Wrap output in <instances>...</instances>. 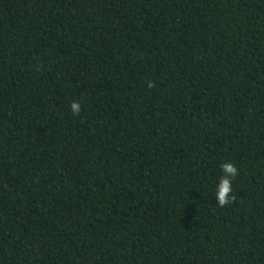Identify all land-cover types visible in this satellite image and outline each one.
Returning a JSON list of instances; mask_svg holds the SVG:
<instances>
[{
  "label": "trees",
  "instance_id": "obj_1",
  "mask_svg": "<svg viewBox=\"0 0 264 264\" xmlns=\"http://www.w3.org/2000/svg\"><path fill=\"white\" fill-rule=\"evenodd\" d=\"M0 264H264V0H0Z\"/></svg>",
  "mask_w": 264,
  "mask_h": 264
},
{
  "label": "clouds",
  "instance_id": "obj_2",
  "mask_svg": "<svg viewBox=\"0 0 264 264\" xmlns=\"http://www.w3.org/2000/svg\"><path fill=\"white\" fill-rule=\"evenodd\" d=\"M71 108L75 115H79L80 105L78 103L73 102ZM221 169L224 175L219 178L216 198L218 204L223 207L235 199V196H230L229 194L232 192V180L237 176L238 167L233 163L223 162L221 164Z\"/></svg>",
  "mask_w": 264,
  "mask_h": 264
}]
</instances>
